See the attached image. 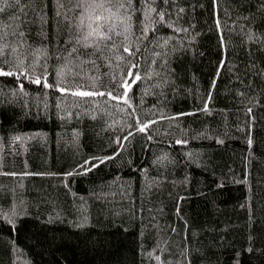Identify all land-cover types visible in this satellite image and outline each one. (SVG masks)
<instances>
[{
	"label": "trees",
	"instance_id": "obj_1",
	"mask_svg": "<svg viewBox=\"0 0 264 264\" xmlns=\"http://www.w3.org/2000/svg\"><path fill=\"white\" fill-rule=\"evenodd\" d=\"M76 2L0 3V264H264V0H133L105 60Z\"/></svg>",
	"mask_w": 264,
	"mask_h": 264
},
{
	"label": "snow or ice",
	"instance_id": "obj_2",
	"mask_svg": "<svg viewBox=\"0 0 264 264\" xmlns=\"http://www.w3.org/2000/svg\"><path fill=\"white\" fill-rule=\"evenodd\" d=\"M21 0H0V3H3L8 6L12 5H19ZM144 0H142V3ZM152 3H155V0H152ZM164 3H168V0H164ZM58 6L59 5L58 0ZM5 11L4 7H0V13ZM23 11V9H21ZM77 13L74 20L65 17V19H69L70 28L69 31L71 32L72 28H75L76 34L74 36H70L69 40L66 41L67 44L73 45L69 55L71 56L73 53H76L77 56L81 54L87 55L89 57L95 56L97 59L105 60L107 59L104 56V50L107 49L108 51H112L113 49L119 50L123 48V52L128 53L129 56L135 55V52L129 46L124 45V41L128 40V33L131 32L133 27L132 21V13L135 11H143L141 9H135L133 7V0H77L75 7L73 9ZM155 12V9H152ZM59 15V12H57ZM161 17V20L158 22H162L163 20V13H158ZM7 27H11V25H7ZM136 27L140 30L141 36L143 38H147L144 33L148 31L147 26V15L145 16L144 20H141ZM15 34V33H13ZM5 34H0V39L4 38ZM23 36V33H20ZM120 40V43H117V40ZM140 39V37H137ZM7 45H3L0 47V54L3 53L4 48ZM137 49L136 51H138ZM124 57L122 55L116 56V60L120 61L123 60ZM0 63H7V61H0ZM82 63H92L95 65L94 60H86ZM110 66V65H109ZM118 66V65H117ZM132 67H136V65H132ZM71 72V68L68 69ZM61 78L65 75L64 69H61L57 73ZM15 73L11 71H3L0 69V76H14ZM72 75L76 76L79 75L78 72L72 73ZM110 76V82L108 84L102 85L104 88L109 89L107 95L111 97L113 100H117L120 98H124L125 102H127V89L131 87L128 83L127 79L121 78L119 82L116 81L115 75L106 74ZM127 77H132L133 73L128 71L126 73ZM19 79V77H17ZM141 79V77L137 74L135 78L132 80V83H135L136 80ZM35 84H41V80L39 78L31 81ZM44 87H55V84H48L45 78L43 83ZM96 84H92L91 87H96ZM21 89L23 88V84L20 85ZM125 89L123 93V97L120 96V89ZM59 91L64 92L65 88H60ZM112 91H116L117 95L113 96ZM105 92H81L76 91L73 92L72 95L78 96H94L100 95L104 96ZM156 121H150L148 123H143L138 128V131L143 132L145 131L150 124H154ZM139 123V121H138ZM18 139V138H17ZM126 139V138H125ZM151 139V136H149ZM180 143V141H177ZM110 159V158H109ZM91 163L90 161H85L84 164L80 165L81 168H85L86 165ZM103 163V161H101ZM96 165L93 164V167ZM90 171L91 169H86ZM68 175H72V173H68Z\"/></svg>",
	"mask_w": 264,
	"mask_h": 264
},
{
	"label": "rangeland",
	"instance_id": "obj_3",
	"mask_svg": "<svg viewBox=\"0 0 264 264\" xmlns=\"http://www.w3.org/2000/svg\"><path fill=\"white\" fill-rule=\"evenodd\" d=\"M0 69H2L1 67H0ZM3 70V69H2ZM4 71V70H3Z\"/></svg>",
	"mask_w": 264,
	"mask_h": 264
}]
</instances>
